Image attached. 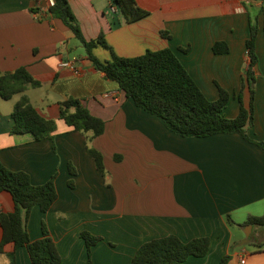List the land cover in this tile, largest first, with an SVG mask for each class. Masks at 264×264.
<instances>
[{
  "label": "crops",
  "instance_id": "1",
  "mask_svg": "<svg viewBox=\"0 0 264 264\" xmlns=\"http://www.w3.org/2000/svg\"><path fill=\"white\" fill-rule=\"evenodd\" d=\"M68 1L88 41L103 34L121 57L170 48L210 100L219 98V87L227 90L230 100L224 114L238 116V96L250 62V17L258 15L260 1L136 0L150 14L133 23H125L111 0ZM51 6L50 0H0V69L8 73L26 67L42 83L26 95L57 124L54 140L13 135L12 113L21 95L0 97V160L11 170L27 172L35 185L57 175L58 199L46 213L38 206L33 209L31 239L43 237L45 223L61 264H88L84 231L103 237L92 247L93 264H131L141 245L168 235L185 242L210 239L206 256H192L182 264H221L227 255L228 264H264V228L245 224L251 216L264 215V150L252 142L264 139L263 32L257 39L260 61L252 85L254 123L246 129L252 141L239 132L188 138L128 99L117 82L95 69L87 53L75 55L79 47L71 42L76 37L52 17ZM117 20L120 25L113 26ZM218 41L228 44L229 53L214 52ZM93 54L101 61L112 59L102 46ZM67 61L74 67L61 66ZM35 90L42 95L32 96ZM250 90L246 83V107ZM70 97L106 123L105 132L89 142L103 154L105 176L87 149L91 134L75 131L59 118L60 102ZM14 207L11 194L1 192L0 210L9 213ZM246 233L255 242L236 246ZM2 235L0 224V242ZM12 251L7 245L6 252ZM7 253L0 255L6 256L0 263H8ZM15 256L16 264H32L25 247Z\"/></svg>",
  "mask_w": 264,
  "mask_h": 264
},
{
  "label": "trees",
  "instance_id": "2",
  "mask_svg": "<svg viewBox=\"0 0 264 264\" xmlns=\"http://www.w3.org/2000/svg\"><path fill=\"white\" fill-rule=\"evenodd\" d=\"M257 16H251L250 37L246 42L250 62L245 71L242 89L238 99L239 114L236 118H227L224 111L230 100L227 90L219 87L220 95L217 100H210L189 74L178 56L170 48L157 51L147 50L137 57H121L114 53L101 34L97 39L88 41L71 9L68 0H54L49 8L53 18L60 19L86 49L87 57L93 62L97 71L103 73L109 80L117 82L128 99L144 109L147 113L162 119L166 127L182 137H208L215 134L241 133L247 135V127L254 123L255 83L254 68L259 64L257 39L260 31L264 34V0ZM118 8L125 23H133L149 16V12L141 8L136 0H111ZM36 11V9H32ZM120 20L113 26L120 25ZM171 38L168 32L162 33ZM102 46L112 53V59L101 61L93 54V49ZM188 51V48H183ZM230 48L224 41L214 45V52L229 53ZM246 83L251 86L249 107L243 101V89ZM42 83L34 78L26 67L13 72L3 73L0 69V97L11 100L21 95L15 104L12 118L14 125L11 134H29L35 141L44 139L54 140L57 129L56 120L43 116L31 103L26 95L29 88H39ZM59 118L75 131L88 135L87 149L94 158L97 169L105 176L103 154L90 147L92 139L102 135L106 129L103 119L94 116L79 99L70 97L59 104ZM264 150V139L252 141ZM70 172L77 174L70 165ZM56 177L53 175L46 183L35 185L30 175L25 171H14L6 167L0 160V193L8 192L14 201V211L0 210V224L3 230L0 242V255L6 254V246L12 245L13 251L7 253L9 262L16 264L15 251L25 247L30 255L32 264H61L62 257L50 235L48 227L43 223V237L32 240L29 232V221L33 209L38 206L44 213L48 212L58 199ZM74 187V181H69ZM231 224V218H227ZM254 227L264 228V215L251 216L245 223ZM81 237L85 240L88 253V264L92 262V247L103 240V237L84 231ZM210 250V239L195 238L187 242L176 235H168L145 242L137 250L131 264H182L189 257H204ZM230 256H225L221 264H228Z\"/></svg>",
  "mask_w": 264,
  "mask_h": 264
},
{
  "label": "rangeland",
  "instance_id": "3",
  "mask_svg": "<svg viewBox=\"0 0 264 264\" xmlns=\"http://www.w3.org/2000/svg\"><path fill=\"white\" fill-rule=\"evenodd\" d=\"M71 43H72L71 46L75 47L74 46V44H75L79 47L78 49H76V47L74 48L73 53L75 55L86 56V49L84 48V46L82 45V43L78 39L74 38ZM248 58H249V56H248ZM42 93L43 92L40 90H35L34 92H32V96L42 95ZM246 247H249V245ZM7 261L9 262V258L7 259ZM0 262H6V256H0ZM0 264H2V263H0Z\"/></svg>",
  "mask_w": 264,
  "mask_h": 264
},
{
  "label": "water",
  "instance_id": "4",
  "mask_svg": "<svg viewBox=\"0 0 264 264\" xmlns=\"http://www.w3.org/2000/svg\"><path fill=\"white\" fill-rule=\"evenodd\" d=\"M248 227H249V228H252L251 225H249ZM246 236H247V238H246L245 240L240 241L239 243H237L236 246H244V245H248V244H250V243H252V242H255V239H252V238L249 236V234L246 233Z\"/></svg>",
  "mask_w": 264,
  "mask_h": 264
},
{
  "label": "built area",
  "instance_id": "5",
  "mask_svg": "<svg viewBox=\"0 0 264 264\" xmlns=\"http://www.w3.org/2000/svg\"><path fill=\"white\" fill-rule=\"evenodd\" d=\"M50 3L52 4V5H54V0H50ZM114 11H115V9L114 8H112ZM61 66H63V67H74V62L73 61H67V62H63L62 64H61ZM243 262H245L244 260H243Z\"/></svg>",
  "mask_w": 264,
  "mask_h": 264
}]
</instances>
